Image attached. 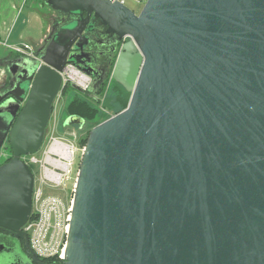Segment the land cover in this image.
<instances>
[{
	"label": "water",
	"instance_id": "95a60500",
	"mask_svg": "<svg viewBox=\"0 0 264 264\" xmlns=\"http://www.w3.org/2000/svg\"><path fill=\"white\" fill-rule=\"evenodd\" d=\"M45 4L78 19L0 97V230L27 254L13 263L40 264L22 231L34 179L21 158L44 143L66 66L90 63L92 17L123 41L111 78L130 99L88 134L62 264H264V0H147L137 15L112 0Z\"/></svg>",
	"mask_w": 264,
	"mask_h": 264
},
{
	"label": "built area",
	"instance_id": "2783aa9c",
	"mask_svg": "<svg viewBox=\"0 0 264 264\" xmlns=\"http://www.w3.org/2000/svg\"><path fill=\"white\" fill-rule=\"evenodd\" d=\"M112 1L125 7L127 3L144 6L147 2V0ZM12 49L26 58L33 59L34 51L29 45ZM61 78L60 93L67 86H76L82 92H86L91 85L89 76L70 65L61 73ZM73 138L75 141L76 137ZM83 150L84 147L62 140L52 133L46 135L37 153L21 158L30 168L34 179L31 214L22 231L28 236L30 248L40 260H55L57 263L64 261L75 179L67 209H64L62 194L67 191L68 182L71 180L75 156L77 153L81 156Z\"/></svg>",
	"mask_w": 264,
	"mask_h": 264
},
{
	"label": "flooded vegetation",
	"instance_id": "af4514ba",
	"mask_svg": "<svg viewBox=\"0 0 264 264\" xmlns=\"http://www.w3.org/2000/svg\"><path fill=\"white\" fill-rule=\"evenodd\" d=\"M42 1L43 5L47 7L45 0ZM47 8L51 10L49 7ZM51 11L54 13V18H51V24L49 26L48 33L52 32L53 29H56V27L61 24L65 25L71 20L78 19V16L65 15L61 12H55L53 10ZM87 37V44L83 49V53L88 54L91 61L90 63L83 61L82 64H79V70L84 73L86 72L85 74L89 76L91 80L89 89L91 90L100 79L106 77L107 74L104 67L107 66L114 57L116 59L119 48L123 41L118 42L116 37L108 35L106 33V28L102 27L100 22L96 19H93L92 17L90 18V30L87 33ZM37 51L38 50L33 52V54L35 53L36 55L34 60H31V58H25L22 55L11 58V62L7 65L6 75L4 73L5 78L3 83L0 84V97L4 96L8 91H10L13 86L19 82V79L29 78L31 71L37 66ZM112 81L113 80L110 76L108 85H112ZM10 99V97H6L2 100L1 104H4ZM3 149L5 150L4 154L2 153ZM10 158L11 151L7 141H5L0 150V165L7 163ZM26 237L29 244L28 236L26 235ZM13 249L18 250L23 256H27L22 240L0 230V255H6L5 259L8 264H14L13 261H16L14 258L13 261L10 258V252H12ZM39 261L40 264H62L57 263L55 260L48 261L39 259Z\"/></svg>",
	"mask_w": 264,
	"mask_h": 264
},
{
	"label": "crops",
	"instance_id": "0c3cea01",
	"mask_svg": "<svg viewBox=\"0 0 264 264\" xmlns=\"http://www.w3.org/2000/svg\"><path fill=\"white\" fill-rule=\"evenodd\" d=\"M33 2L0 0V84L3 83L5 67L11 58L21 55L12 48L29 45L34 51L38 50L43 45L51 18H54L42 2L41 6L45 10L41 7L38 10Z\"/></svg>",
	"mask_w": 264,
	"mask_h": 264
},
{
	"label": "rangeland",
	"instance_id": "374dc122",
	"mask_svg": "<svg viewBox=\"0 0 264 264\" xmlns=\"http://www.w3.org/2000/svg\"><path fill=\"white\" fill-rule=\"evenodd\" d=\"M30 2H33V5L35 7H37L38 10H40L39 9L40 7H41V9L45 10V8H43L44 6L43 5L41 6V4H42L41 2H43L42 0H30ZM36 3H37V5H36ZM127 8L130 9L131 11H133L137 15L140 13L143 6L127 3ZM48 11L51 13V15L54 14L51 10H48ZM47 34H49V33L47 32ZM47 34H46V36H47ZM46 36H45V38H46ZM35 58H36V55L34 53L33 60ZM6 72H7V66L5 67V75H6ZM5 75H4V78H5ZM0 78H1V76H0ZM66 90L67 89H65L61 93H59V95L56 97V99L53 103V107H52V111H51V118H50V121H49V124L47 127L46 135L49 136L50 134L53 133L55 136L59 137L62 140H67V141L75 143L76 146H81V140L82 141H84L85 139L87 140V137H88L90 130L93 129L94 127H96L97 125H99L100 123L104 122L105 120L104 121L99 120V118H97V117H95L94 120H86L85 124L83 125V128H81V129L78 128L77 126H65L64 122L68 118L67 115L69 113L67 106L76 98L74 96L73 92H66ZM114 94L115 93H113L111 91L110 87L106 88V90L100 96V98H101L100 101L96 104L98 109H99V112L102 114L103 117H105V119L106 118L109 119L112 116L116 115L115 112H111V111L106 110L105 108H102L103 107L102 106L103 99L104 98H111V100L113 101L114 97H112V96ZM90 106L94 107V102L91 101ZM119 112H121V111H119ZM73 137H76L75 141H74ZM2 153L3 154L5 153L4 149L2 150ZM80 160H81V156L79 153H77L75 156V161H74V165L72 168L71 180L68 182L67 191H65L62 194L64 209H67L70 205L72 188L74 185V179L76 180V174H77V171L79 168ZM65 214L67 215V213H65Z\"/></svg>",
	"mask_w": 264,
	"mask_h": 264
},
{
	"label": "trees",
	"instance_id": "16d2710c",
	"mask_svg": "<svg viewBox=\"0 0 264 264\" xmlns=\"http://www.w3.org/2000/svg\"><path fill=\"white\" fill-rule=\"evenodd\" d=\"M115 62V57L113 60L104 68L106 69V77L100 79L91 90H87L86 92H81L74 89L72 86H67L63 90L67 89L66 92H73L76 97L68 106V115L76 116L81 118L84 121L86 120H94L95 117L99 118V120H106L105 117L99 112L97 107V103L100 101V96L106 90V88H111V91L115 93L111 98H104L102 102V108H105L108 111L115 112V114L119 113V111H123L129 102L130 93L127 92L123 87L117 84L115 81H112V85H108V80L111 76V71ZM113 86V87H112ZM96 100H95V99ZM94 102V107L90 106V102ZM98 120V121H99ZM79 128V126H77ZM86 143V139L84 141L81 140V147H84Z\"/></svg>",
	"mask_w": 264,
	"mask_h": 264
}]
</instances>
